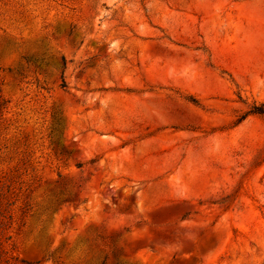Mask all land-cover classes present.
<instances>
[{
    "label": "rangeland",
    "instance_id": "1",
    "mask_svg": "<svg viewBox=\"0 0 264 264\" xmlns=\"http://www.w3.org/2000/svg\"><path fill=\"white\" fill-rule=\"evenodd\" d=\"M256 107L264 0H0V264H264Z\"/></svg>",
    "mask_w": 264,
    "mask_h": 264
},
{
    "label": "trees",
    "instance_id": "2",
    "mask_svg": "<svg viewBox=\"0 0 264 264\" xmlns=\"http://www.w3.org/2000/svg\"><path fill=\"white\" fill-rule=\"evenodd\" d=\"M65 62V61H64ZM63 88H66L67 85L66 83L63 81V85H62ZM254 114H258V115H264V107H256L255 110L253 111Z\"/></svg>",
    "mask_w": 264,
    "mask_h": 264
}]
</instances>
